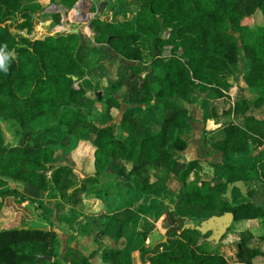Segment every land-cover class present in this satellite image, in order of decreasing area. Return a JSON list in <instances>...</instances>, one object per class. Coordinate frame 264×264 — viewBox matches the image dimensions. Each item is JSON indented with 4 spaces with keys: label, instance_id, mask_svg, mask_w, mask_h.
Returning a JSON list of instances; mask_svg holds the SVG:
<instances>
[{
    "label": "trees",
    "instance_id": "obj_1",
    "mask_svg": "<svg viewBox=\"0 0 264 264\" xmlns=\"http://www.w3.org/2000/svg\"><path fill=\"white\" fill-rule=\"evenodd\" d=\"M116 1L123 6L119 11L123 20L91 19L93 44H88L77 31L36 39L14 35L5 22L19 15L17 28L31 31V15L42 5L39 0H0V55L7 67V71L0 69V196L20 193L24 201L54 196L77 201V193L86 191L104 202L109 195L127 199L132 208L113 212L108 207L101 225L115 222L116 234L111 238L116 241L123 236L126 240L122 248L103 246V258L108 264H129V244L141 246L161 214L157 205L170 201L166 193L156 196L150 191L159 180L166 181L151 167H163L175 175L179 199L196 206L200 219L225 211H233L234 219L263 216L262 207L252 201L232 203L223 194L235 180H264V114H255L258 109L264 111V0ZM62 2L71 7L75 0ZM257 9L263 23L251 27L245 18ZM71 11L70 16L82 17L76 15L77 10ZM44 15L51 23H59L58 12ZM167 28L168 35L163 38ZM166 45L169 53L162 55ZM148 46L157 53L147 61L142 49ZM241 51L248 61L242 78L253 95L248 97L244 86H236L239 90L233 103L218 113V104L236 84L232 77ZM96 52L117 60L113 75L106 77L107 94L101 99L96 92L95 96L87 93L100 83L97 73L104 67L108 70L106 59L94 58ZM122 58L126 62H121ZM71 75L76 76L75 81ZM199 96L204 120L228 116L231 111L235 117L222 128L221 160L212 163V178H200L197 159L185 160L179 155L187 146L185 134L192 128V116L185 105ZM97 102H101L100 112L106 119L116 116L111 107L118 109L122 102L134 106L122 113L118 110L119 121L96 125L92 116ZM48 118L52 123L42 142L33 125ZM1 123L14 127L10 142ZM84 130L93 133L94 173L77 179L79 174L71 164L57 163V150L49 136L59 132L57 143L65 147ZM11 182L19 183L21 190L8 187ZM88 186L93 187L88 191ZM69 212L70 217L61 218V223L73 231L77 215L72 205ZM86 222L92 224L89 218ZM89 229L84 225L80 231ZM201 235L198 230L183 228L176 240L163 243L147 260L150 264H251L256 255L264 259V251L239 238L235 260H227L207 248L205 238L200 242ZM54 237L52 230L34 227L0 230V264L34 258L33 253L18 250L20 244L29 242L46 254L53 250ZM97 252L98 248L85 253L68 247L59 260L95 264Z\"/></svg>",
    "mask_w": 264,
    "mask_h": 264
},
{
    "label": "rangeland",
    "instance_id": "obj_2",
    "mask_svg": "<svg viewBox=\"0 0 264 264\" xmlns=\"http://www.w3.org/2000/svg\"><path fill=\"white\" fill-rule=\"evenodd\" d=\"M79 0H75L74 4L71 7H66L65 3L62 2V0H39L40 4L42 5L41 8H37L36 12L34 13V17L32 19L33 22V28L31 31H27L26 28L18 29L16 26V22L21 19L19 15H17L13 20H8L5 23L8 26L9 31L12 34L16 35H25L27 33L30 39H36V38H43L47 34H55L57 32H72L76 28V31L79 32V34L82 37V40L87 42L88 44H93V31L89 26L90 20L93 18H101L103 20H115L120 19L123 20V16L120 13L123 6L116 0H84L85 3V17H72L68 13L72 9V12L77 10L75 8V4ZM23 5H30L29 3H23ZM34 6L35 5H30ZM120 11V12H119ZM54 13L58 12L60 14V20L59 23H51L49 21L50 18H46L44 13ZM259 11H255L250 17H252V20L249 23V26L254 27L259 23H262V17L259 15ZM76 15H80L79 12L76 13ZM83 16V15H82ZM22 30V32H20ZM166 31V36L168 35V30ZM165 36V37H166ZM169 45L164 46V52L162 55H166L169 53ZM144 53V59L145 60H151L153 55L157 53V50L153 49V47L148 46V48H143ZM109 54L104 52H96L94 54V58L96 60H105ZM119 60V59H118ZM121 62H126L125 59H121ZM117 63L116 59H106V66L108 70L104 67L103 71L97 73L100 83L96 87L99 88H89L87 93L91 96H95V90H101V98H104L107 94V87L106 84V77H110L113 75V70L115 68V65ZM248 61L243 53V51L240 52L239 57V63L238 68L235 73L234 80L236 81V86L240 85L241 73L244 72L245 66L247 65ZM77 85V82L75 83V86ZM236 86H232L230 88V91L233 92L235 95L238 93V90ZM123 90V89H122ZM244 93L248 97H252V92L250 93L246 87L244 88ZM228 98H231L228 96ZM223 99L220 101L219 105L220 107H228L230 104L229 99ZM100 101V100H98ZM199 98L196 99V102L198 104ZM123 103V102H122ZM125 104H121V106L117 109L116 107H111V110L113 111L116 116H114L112 119H106V117H103L101 115L100 110L103 109L101 102H97L96 109H94V114L92 116V120L94 124L96 125H102L107 124L108 122H117L120 119V113H122V110L124 108ZM120 110V113L119 111ZM119 113V114H118ZM264 114V111L262 112ZM52 123V120L49 118L43 122H36L34 123V130L36 133V138H39L42 142L45 141L44 131L49 127ZM2 128L6 134V141L10 142L12 138V133L14 130V127L10 129V126L1 123ZM49 129V128H48ZM52 130V128L50 129ZM202 130V129H201ZM91 134L93 136L92 132H88L87 130H84L81 132V135H79V139L74 140L73 143L67 146H63L57 141L60 139V133L58 134H51L52 136H49V139L53 143L54 147L57 150L58 154V160L57 163H69L71 164L76 173H78L77 179H82L86 176H89L86 173H89L90 171H94V167L92 170V150L93 147H95L94 143L92 142V138L89 136ZM202 135L206 136V128H203ZM51 137V138H50ZM44 138V139H43ZM47 141V140H46ZM94 153V152H93ZM94 156V155H93ZM182 159H186L185 156L181 155ZM94 160V158H93ZM129 164L126 163V168H129ZM151 171L154 172V174L158 175L160 178H165L167 183H170L172 186H176L177 178L175 175L171 174V172L166 171L163 167H151ZM201 172L203 174L208 173L207 171H204L201 169ZM106 175L105 177H107ZM105 177H103L105 179ZM154 178V177H153ZM8 187L16 188L17 190H21V185L18 183H10ZM93 187V186H92ZM88 186V191L92 188ZM111 189H114L113 187ZM69 190V189H68ZM20 192V191H19ZM20 193L18 194H8L5 196H0V230H8L12 228H17L19 226L24 227H47V231L52 230L55 234L54 240H53V250L48 252L45 255L51 256L50 260H48V263H41V264H67L66 262L62 263L59 260V257L64 253V251L68 247H74L75 249L81 250L83 252H89L93 248H99V255L95 254L93 257V263L95 264H108L106 259L103 258L102 255V247L110 244H114V241L108 237H105L102 235V231H95V234L92 233L93 229L98 230L101 226V221L103 220V217L106 215L108 211H106L103 207L102 202L99 200H96L92 198V194H83V193H77L79 196L77 201H70L69 197H65L63 199H60L59 197H52L49 199H42L36 200V201H30V200H21L20 199ZM114 195H109L107 199H112ZM133 194H129V197L132 198ZM127 197V196H126ZM128 198V197H127ZM62 200V201H61ZM169 200L172 201V198ZM41 201V202H39ZM68 201V202H66ZM122 203L109 201L108 207H119L116 208L114 212H121L125 208H127V199L121 200ZM169 202V201H168ZM159 203L158 205L160 209H162V212L164 215H168L171 211L169 203ZM44 204V205H41ZM61 203V204H60ZM60 204V205H59ZM51 205L48 207L49 211H42V206ZM71 205L74 207L76 212H73L75 215H77L76 220L74 222L75 229L71 231L70 229H67L64 224L61 223V218L63 219L65 216H68L69 218V210ZM171 219L172 216L170 215ZM90 219L92 221V224L89 225L86 222V219ZM164 223V226L167 225L166 229L163 233L169 232L172 227H175V223L171 222L169 224L167 219L162 220V225ZM86 225L90 229L88 231H80L81 228ZM130 226L131 224L128 223ZM103 226V225H102ZM231 227H229L227 230L230 231ZM79 231V232H78ZM162 236V234L160 235ZM79 237L81 239H79ZM98 238V240L96 239ZM204 237V235L198 236L199 241ZM225 237V236H224ZM223 237V238H224ZM237 240L231 241V242H225L224 240L220 241L216 245H213L211 247L212 249L219 250L221 252L228 251L229 247L231 250H234V247L236 245ZM209 244V245H208ZM207 246H211L210 243H208ZM20 248H18L19 251L22 252H31L34 254V258L25 259L20 262V264H38L42 260L47 259H41L40 261H37V255L41 254V249L36 244H31L30 242L27 244H20ZM226 253V252H225Z\"/></svg>",
    "mask_w": 264,
    "mask_h": 264
},
{
    "label": "crops",
    "instance_id": "obj_3",
    "mask_svg": "<svg viewBox=\"0 0 264 264\" xmlns=\"http://www.w3.org/2000/svg\"><path fill=\"white\" fill-rule=\"evenodd\" d=\"M256 11H259L258 9ZM72 12V11H71ZM260 12V11H259ZM260 17L261 13H259ZM252 20V17L247 16L245 18V22L249 25L250 21ZM263 23V17L262 21ZM261 24V23H259ZM247 66V65H246ZM245 66V68H246ZM237 71V70H236ZM236 73V72H235ZM241 73V78H242ZM232 77V80H234V77ZM236 86V85H233ZM240 86L246 87V89L251 93L252 90L246 86L243 78L240 80ZM229 96L231 98H228L231 105L233 103L234 99V93L230 90L228 91ZM253 95V92H252ZM201 99V97H197ZM227 99V98H226ZM125 104L124 108H127L129 106H134V104H127V103H121ZM121 106V105H120ZM140 106H143V104H140ZM223 108L226 107H220L218 104V113H221ZM228 108V107H227ZM190 109V115L192 116V128L185 134V139L187 140V146L186 148L179 152V155L183 154L185 156V160L190 159H197L199 163L201 164V169L204 171H207L206 175H213L214 169L212 166V163L220 162L221 160V150L218 149L219 146L223 145L222 137V128L223 126L228 123L230 120L235 121V117L233 114V111H231L230 115L228 116H222L218 118H207L203 119V109L200 106V103L193 102L189 105ZM124 110V109H123ZM122 110V111H123ZM263 110L258 109L255 111L256 115L262 114ZM113 120V119H112ZM203 128H206V136L202 135ZM202 129V130H201ZM89 136L92 138V135L89 134ZM204 136V139H203ZM95 147H93L92 150V163H93V152ZM130 166V165H129ZM92 170H93V164H92ZM114 171V170H113ZM93 171H90L89 173H86L88 175L93 174ZM115 173V172H114ZM203 174V172H202ZM120 180H124V177L119 176ZM190 178H193V174H191ZM162 180V179H161ZM159 180L154 187L150 190L154 195L156 196H162L164 193L167 194V197L170 199L172 198V201H164L163 203H169L171 206L170 213L168 215H164L162 212V209L158 208L160 204L157 205V209L161 214L158 216L157 220L154 221V226L150 229V232L148 233L146 239L143 241L141 246L135 245V243L129 244V253L127 257V262L129 264H150V262L147 260L149 254H151L156 249H162L163 243L166 241L176 240L177 236H179L180 233V227L183 224V215H187L191 221H198L200 218L199 216V210L196 206L189 204L185 200H180L178 197V189H179V183L177 182L176 186H172L170 183H167L165 181ZM125 184V183H124ZM72 189V188H71ZM70 189V191H71ZM83 194H92V198L99 200L102 202L104 209L107 211L109 201H115V202H121V198L118 199V195H115L112 199L107 200L104 202L100 197H95L93 193H87L86 191L82 192ZM223 196L231 201L232 203H238L241 201H252L256 206L262 207L263 209V216L261 217H255V218H240V219H234L231 223V229L230 231L226 232V234L222 237V240L225 242H231L234 240H238L239 238H244L250 246H257L260 248L261 251H264V180L262 178H252L249 180H235L228 185L226 191L224 192ZM44 201V200H41ZM39 201V202H41ZM41 205H44L41 203ZM51 205L42 206V211H47L48 207ZM131 206L127 207L130 208ZM116 208L119 207H111V211H115ZM132 208V207H131ZM176 209L177 211L181 212L182 214H176L174 211ZM131 210V209H130ZM172 216V219L170 217ZM167 219L169 224L171 222L175 223V227H172L169 232L163 233L166 229L167 225L164 226V223L162 225V220ZM139 218L135 220L134 223L137 224ZM140 221V220H139ZM37 227V226H35ZM105 232V234L102 233L103 236L108 237L109 239L111 236H114L116 234V223L110 222V224L101 225L98 230L93 229L92 233L95 234V231H102ZM162 234V236H160ZM205 237H203L201 240H203ZM79 239H81L79 237ZM98 240V238L96 237ZM112 239V238H111ZM113 240V239H112ZM200 240V242H201ZM114 241V240H113ZM219 241V242H220ZM218 242V243H219ZM210 243L211 246H207V248L217 251L224 255V257L227 260H235V252L237 249V242L234 247V250H231L229 247L228 251H225L224 253L212 249L213 245H216L217 243H214L213 241L207 240V244ZM126 244V240L123 236H120L118 240L114 241V244L110 245H117L118 247L122 248ZM109 245V246H110ZM209 245V244H208ZM107 246V245H105ZM143 249V250H140ZM99 252V248H98ZM96 253L99 255V253ZM88 253V252H85ZM251 264H263L264 259L261 255H256L252 258ZM244 264V263H240Z\"/></svg>",
    "mask_w": 264,
    "mask_h": 264
},
{
    "label": "water",
    "instance_id": "obj_4",
    "mask_svg": "<svg viewBox=\"0 0 264 264\" xmlns=\"http://www.w3.org/2000/svg\"><path fill=\"white\" fill-rule=\"evenodd\" d=\"M33 18L34 15H31ZM166 30H169L168 28ZM76 28L72 30V32H75ZM161 36L164 38L166 36V31H164ZM179 54H181V51H179ZM71 78L73 81L76 80L75 75H71ZM97 98L100 99L101 97V90H96ZM186 108L189 110V105H185ZM213 175H206L201 174L200 178H212ZM183 224L180 227V229L183 228H191L198 230L200 234H204V237L206 240L213 241L214 243H218L222 237L226 234L228 231L227 229L231 226L232 221L234 220V213L233 211H225L222 214H210L205 217H201L198 221L194 222L189 219L187 215H183ZM34 229L37 230H43L47 231V227H34ZM51 256L45 255V254H39L37 255V261H40L41 259H47L50 260Z\"/></svg>",
    "mask_w": 264,
    "mask_h": 264
},
{
    "label": "bare ground",
    "instance_id": "obj_5",
    "mask_svg": "<svg viewBox=\"0 0 264 264\" xmlns=\"http://www.w3.org/2000/svg\"><path fill=\"white\" fill-rule=\"evenodd\" d=\"M85 3L84 0H79L76 4H75V8L77 9V11L79 12V14L82 17H85L84 13H85V5H83Z\"/></svg>",
    "mask_w": 264,
    "mask_h": 264
},
{
    "label": "clouds",
    "instance_id": "obj_6",
    "mask_svg": "<svg viewBox=\"0 0 264 264\" xmlns=\"http://www.w3.org/2000/svg\"><path fill=\"white\" fill-rule=\"evenodd\" d=\"M0 69L7 71V67L5 65V57L0 55Z\"/></svg>",
    "mask_w": 264,
    "mask_h": 264
},
{
    "label": "built area",
    "instance_id": "obj_7",
    "mask_svg": "<svg viewBox=\"0 0 264 264\" xmlns=\"http://www.w3.org/2000/svg\"><path fill=\"white\" fill-rule=\"evenodd\" d=\"M20 32H22V30H20ZM26 36H29L27 33H25Z\"/></svg>",
    "mask_w": 264,
    "mask_h": 264
}]
</instances>
